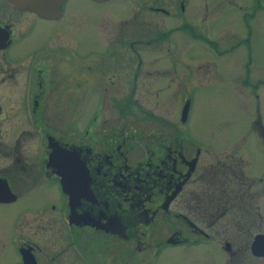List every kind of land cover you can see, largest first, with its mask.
Wrapping results in <instances>:
<instances>
[{
	"label": "flooded vegetation",
	"instance_id": "obj_1",
	"mask_svg": "<svg viewBox=\"0 0 264 264\" xmlns=\"http://www.w3.org/2000/svg\"><path fill=\"white\" fill-rule=\"evenodd\" d=\"M187 1L178 0V12ZM245 1L239 7L249 33L264 0ZM75 2L41 15L0 0V264H148L149 255L177 246L190 254L186 264H245L246 246L261 264L264 254L250 251L253 238L264 240V68L254 50L243 71L255 63L261 77L254 84L245 73L239 78L255 98L246 123L261 156L250 171L242 152L244 163L229 152L206 159L213 149L182 136L190 100L179 88L170 89L181 98L171 116L137 102L142 82L159 109L160 84L176 85L180 55L149 65L137 49L146 45H83L84 30L72 36L62 22ZM179 25L185 38L196 36L190 22ZM58 36L72 42H54ZM102 61L121 70L126 91L101 87ZM108 101L121 119L105 117ZM148 244L146 257L136 254Z\"/></svg>",
	"mask_w": 264,
	"mask_h": 264
},
{
	"label": "rangeland",
	"instance_id": "obj_2",
	"mask_svg": "<svg viewBox=\"0 0 264 264\" xmlns=\"http://www.w3.org/2000/svg\"><path fill=\"white\" fill-rule=\"evenodd\" d=\"M243 3L247 1L188 0L185 13H181L178 12V0H76L70 4L67 18L62 22L72 36H79L80 31L84 30L80 33L83 45H110L114 40L119 45H146L137 49L140 58L149 65L163 58L165 64L174 58V54L180 55L179 66H176V85L171 84L170 87L165 83L160 84L166 96L159 109L154 108L158 102H150L149 89L145 90L146 84L143 86L142 82L136 90L137 102L154 106L151 108L158 113L171 116L170 108L177 111L181 98L175 93L171 94L170 89L179 88L181 97L190 100L187 121L181 126L182 136L202 148L213 149L206 154V159L215 160V157H223L229 152L242 157L238 160L240 163L246 161L245 156L253 164L249 170L255 171L254 164L259 168L260 148L255 133L246 123L247 119L254 116L255 98L248 93L252 91V86L245 85L243 88L239 78L245 73L249 83L254 84L256 74L260 76V67L264 68V6L259 10L261 13L258 11L257 16H254L255 19L251 17L249 20L250 32L247 33L248 26H244L239 7ZM151 5H159L169 12L153 10ZM184 21L191 23L195 37L185 38L184 29L179 25ZM54 26H60V23ZM161 30L166 32L161 34ZM242 36L246 38L244 43L241 42ZM145 38L151 40L146 42ZM69 41L72 42L64 37L60 40V36L54 40L66 44ZM249 46L254 50V62H258L260 67L249 63L247 72L243 68ZM100 65L103 68L97 75L101 87L108 85L109 90L117 88L118 92L126 91L124 79L120 76L121 70H117V74L113 65L103 61ZM172 66L169 65L170 68ZM108 77L113 82H109ZM260 89L259 85L255 91ZM260 102L264 104V97H261ZM108 106L111 107V116L105 110V117L121 119L115 115L110 101L105 103V108ZM136 117L139 118L138 115ZM150 247L153 246L148 244L145 250L136 254L146 257ZM180 247L183 246L168 247L161 250L157 257L149 255L146 261L148 264H186L190 254H181ZM219 253L216 247L212 248L214 257L219 256ZM243 256H246L245 264H259L258 259L251 258L247 246ZM261 264H264V259Z\"/></svg>",
	"mask_w": 264,
	"mask_h": 264
},
{
	"label": "water",
	"instance_id": "obj_3",
	"mask_svg": "<svg viewBox=\"0 0 264 264\" xmlns=\"http://www.w3.org/2000/svg\"><path fill=\"white\" fill-rule=\"evenodd\" d=\"M10 3L19 6L21 8H28L36 11L41 15H54L59 11V5L62 0H7ZM94 1H103V0H94ZM187 105V100L182 106V117L185 112V107ZM250 251L253 254H264V240L259 236H256L252 239L250 243Z\"/></svg>",
	"mask_w": 264,
	"mask_h": 264
}]
</instances>
